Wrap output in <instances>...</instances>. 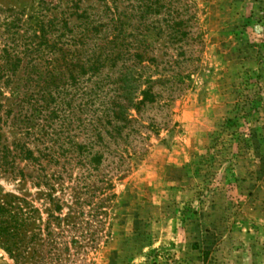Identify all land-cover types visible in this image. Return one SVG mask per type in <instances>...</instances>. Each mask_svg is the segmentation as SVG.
<instances>
[{"label":"rangeland","instance_id":"374dc122","mask_svg":"<svg viewBox=\"0 0 264 264\" xmlns=\"http://www.w3.org/2000/svg\"><path fill=\"white\" fill-rule=\"evenodd\" d=\"M72 1L0 0V49L6 25L20 19L24 34L44 2L48 21L75 13L78 31L84 13L114 29L109 7L156 61L138 74L142 90L157 81L159 98L90 174L76 163L67 172L48 161L19 160L14 173L0 165L1 203L15 201L29 219L22 257L0 241V264H264V0H151L164 7L147 21L140 0H77L79 9ZM170 15L186 24L182 43ZM27 65L3 86L5 100L22 88ZM80 132L75 140L87 142ZM21 133L7 125L1 146L44 152Z\"/></svg>","mask_w":264,"mask_h":264},{"label":"trees","instance_id":"16d2710c","mask_svg":"<svg viewBox=\"0 0 264 264\" xmlns=\"http://www.w3.org/2000/svg\"><path fill=\"white\" fill-rule=\"evenodd\" d=\"M71 3L74 9H79L77 0ZM140 4L142 21L153 13L159 14L164 7L159 1L154 4L151 0H140ZM43 6L47 8L43 7L39 19H31L35 26L24 34L19 32L20 19L14 18L5 27L8 39L0 49V131L10 125L46 148L37 157L26 143L14 144L12 148L1 146L0 135V165L14 173L19 160L42 168L43 162L48 161L64 170L76 163L86 169L85 174H90L104 165L107 150L113 145L119 148L120 142L127 144L138 133V117L147 106L157 103L159 95L154 93L157 81L145 82L147 88L142 90L139 84L143 78L138 74L139 67L145 70L146 63L152 65L156 61L148 58L147 46L129 42L127 24L115 20L117 15L109 7H106L109 14H105L109 24L116 26L107 32L110 25L88 13L78 16L81 31L71 28L70 20L75 13L65 12L48 21L45 14L50 10L49 4L44 2ZM169 17L171 20L165 23L174 28L173 41L182 43L188 36L183 30L186 24L172 15ZM143 27L151 28L145 24ZM26 59L27 78L22 88L5 100L3 86L13 82L11 77ZM134 59L138 64L133 63ZM74 131L86 134L87 142H77L78 134H73ZM20 175L26 177L24 172ZM14 202L3 205L0 201V241L21 258L19 240L29 219L15 212Z\"/></svg>","mask_w":264,"mask_h":264}]
</instances>
